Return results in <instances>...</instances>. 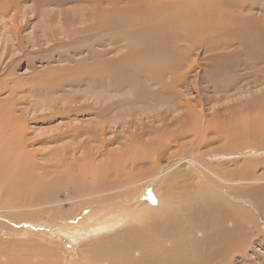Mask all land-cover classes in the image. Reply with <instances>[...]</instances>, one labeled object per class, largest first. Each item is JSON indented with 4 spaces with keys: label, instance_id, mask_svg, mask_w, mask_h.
<instances>
[{
    "label": "bare ground",
    "instance_id": "6f19581e",
    "mask_svg": "<svg viewBox=\"0 0 264 264\" xmlns=\"http://www.w3.org/2000/svg\"><path fill=\"white\" fill-rule=\"evenodd\" d=\"M38 1L41 4H37L38 8L34 10L35 17L42 7L43 9L46 7L45 5L54 4L58 7L53 20L55 25H52L53 21H48L49 28H40L41 34L36 35L38 31H34L33 34L36 32L34 36L28 34L22 35L24 39L19 38L21 30L29 25L30 17H28L24 23L12 26V38H8L10 44L15 43L21 47L25 43H28V46L40 45L36 52L40 53L42 50L52 52L58 56V60H68L75 64L68 69L67 67L57 69L54 71L55 74L47 71L40 77L41 80L36 86L28 88L34 95L45 97L46 100L40 103L47 104L46 108L50 109L42 118L38 116L41 114H38L34 119L54 121L58 118L71 119L73 116L89 113L94 114L99 120H106L107 117L122 118L145 108L164 106L163 104L175 103L178 107L176 99L180 93L177 87L182 84L189 86L188 74L195 66L202 65L199 62L201 56H207V60L221 58L226 63L223 65L221 63L217 66L216 72L213 71L214 74L206 78L210 84L207 87L213 88L214 92L227 91L236 84L242 74L252 73L256 68L261 70L264 68V0ZM68 1L83 3L81 13L77 16L78 21H74V17L72 20L65 18L62 7L58 6H64ZM18 2L20 1L0 0V18L1 15L17 7ZM75 23L81 26H76ZM59 35H65L68 39H59ZM41 41L45 43L53 41V43L42 49ZM20 42L24 44L20 45ZM66 45H74L71 52L60 51V47ZM96 46L104 48L100 49ZM119 47L125 48L124 53L114 58L107 56ZM24 57V54L16 56L6 66L8 81L6 79L5 83L10 94L6 99H0V192L5 194L1 199L8 202L4 205L0 201V209L33 207L31 211L33 216L47 213L55 208L62 209L63 201L59 196L61 193L69 192L66 200L82 198L79 206L88 205L90 211L87 216L92 215L90 218L93 220V217L96 218V214L100 212L111 213L109 210L118 207V202L125 204L122 198H118L119 193L108 194L110 190L130 184L139 185L134 191L138 192L135 196L140 195L129 203L130 208L125 209L130 211L144 206V208H156L154 214L161 218L165 227L163 229L161 227L157 233L144 232L141 228V231L136 229L123 231L120 236L116 238L114 236L110 241L108 239V242L106 240V246L97 247L87 255V261L83 264H231L233 254L242 249L240 247L244 244L241 246L240 243H244L247 238L244 226L250 230L253 226L249 225L248 221L257 223L259 219H264V188H251L249 192L247 188L241 186L243 180L252 178L250 173L234 177L236 171L220 170L222 181H219L204 173V169L201 176L198 175L197 183L189 182L190 178H188V182L182 181L183 184H177L183 176L180 171H186L185 176L190 175V172L196 175L194 171L199 170V166L211 163L207 160L210 155L224 153L220 151L221 149L210 152L201 151L195 148V145L189 146L194 141L185 145L174 144L175 147L172 144V139L178 143L190 133L196 136L200 134L202 127L198 124L199 118L203 117L202 114L189 102L185 105L181 104L182 107L188 108V112H185L183 117L189 121L183 122L180 118H176L175 121L178 119L176 123L179 122L180 127L172 134L169 132L171 135L168 134L169 138L166 137L165 141V137L164 139L161 137L160 140L163 141L158 140L159 143L141 144L135 140L126 152L115 157V162L112 161L113 166L104 169L97 167L91 157H86L77 165L84 180L80 176L55 181L47 180L34 172L38 161L35 160L36 154L28 150L31 142L26 138V124L23 123V119H17L13 114L16 86L7 85L11 79V70ZM50 57L48 55L45 59L52 61ZM240 71L244 72L240 74ZM2 85H0V93L5 84ZM190 87L189 90L193 88L198 93L204 90L200 89L197 83L190 84ZM81 101L85 103L80 104ZM262 105L264 107V103ZM237 111L232 112L233 116L231 115L230 119L216 114L212 122L207 120V124L202 129V132L205 131L201 139L203 144L207 141L206 129L224 139L250 138L247 139L250 145L245 149H257L259 144L264 143V130L260 132L264 123L263 119L261 120L264 113L255 112L254 108L249 109V119L244 123L241 119L244 116H242L243 112L235 113ZM95 126L93 129L91 126L73 127L72 123H69L66 124L65 130L60 128L59 133L54 132L51 136L42 139L34 138V142L55 141L62 139L63 136L74 140L86 131L96 133ZM260 133L262 138L255 140ZM160 144H163L167 154L166 163H163L158 155ZM189 147L192 149L188 152ZM227 149L226 154L238 147L232 146ZM57 154L60 155V163L65 161L64 154L58 151ZM146 163H150L151 166L140 170ZM71 164L63 165L72 170ZM175 165L185 169L178 170ZM87 173L91 175V181H88ZM112 173L117 177L115 180H110ZM248 175L251 177L246 178ZM229 180L235 182H228ZM179 186L180 193L177 189V192L175 191ZM11 192L14 195L5 198ZM132 192L129 188L128 194ZM150 192H153V196L159 197L160 205L143 201L146 195L147 197L151 195ZM21 200L24 202H20ZM249 208L257 211L258 218L251 217L247 210ZM243 210H246L245 214ZM0 214L4 218H7L5 215L20 219L27 216L23 213V217H20V213L17 212L15 215L6 212ZM50 216L53 221L65 223L69 219L76 218L77 214L71 211L69 214ZM114 218L111 217L110 221L112 219L113 221H107L105 224L112 227L116 221ZM233 221L239 225L235 226ZM245 221L247 222L244 223ZM179 222H183L182 229L177 227L180 226ZM228 223H232L234 227L227 226ZM131 232L134 233V239H128ZM97 246H100V243ZM13 254L4 255V251L0 253L6 260L19 263L21 260L18 259L19 255ZM6 255L10 257L7 258ZM29 261L35 264L34 259ZM0 264L4 263L0 261Z\"/></svg>",
    "mask_w": 264,
    "mask_h": 264
},
{
    "label": "rangeland",
    "instance_id": "374dc122",
    "mask_svg": "<svg viewBox=\"0 0 264 264\" xmlns=\"http://www.w3.org/2000/svg\"><path fill=\"white\" fill-rule=\"evenodd\" d=\"M19 1L20 2L17 3V7L14 8L15 10L12 9L8 13H6L7 15H1L0 18V85L5 84L3 87L4 89L0 93V99H6L10 94V91L5 83L6 79L8 81V78L6 76L7 73L5 71L6 66L11 63L13 61V58H15L16 56H21L22 54H24L25 57L21 61H18L16 67L11 70V79L7 85L10 87L14 85L16 86V100H14L15 110L13 114L17 119H23V123L26 124V138L31 142L28 146V150L34 153V155L36 154L35 160L38 161L35 165L36 168H34V172L42 178L44 177L47 180L55 181L57 179H71L72 177L80 176L82 177V180H84L85 178L79 173L77 165L81 163L86 157H91L97 167H101L104 169L107 168V166H113L112 161H114L115 157L123 152H126L130 148L132 142H134L135 140H137L138 143L140 142L141 144H144L150 142H158L161 137L163 139L165 137V141L166 137L179 129L180 124L179 122L176 123L179 118L183 122L189 121L183 117V114L185 112H188V108L186 109V107L182 106L187 102H189L192 107L197 110V112L202 114L203 117L199 118L198 124L201 125L202 129L208 121H213L214 115L216 114L220 115L221 117L227 116V118L230 119L232 118L230 116H233L232 112L240 109V111H237L235 113L243 112L242 116L244 115V118L242 117L241 119H243L244 123H246L247 119H249L248 117L250 116L248 115L249 109L254 108V110H256L255 112L264 113V107H262V104L264 103V68L263 70H261L260 68L253 69L252 73L247 72L244 75L242 74V72L244 71H240V74H242L243 77L241 75L239 78V80H241H238L231 89L227 91L214 92L213 88L209 89V87H207L210 85L207 82V79L212 75V73L214 74V72H216V70L218 69L217 66H219L221 63V65L226 63L225 61L221 60V58H208L207 60V56H201L199 62L202 63V65L200 67L195 66V69L193 68V70L189 72L188 81L192 85L197 83V85L201 87L200 89L204 90L201 91L202 93H198L193 88L192 90L188 89L190 87V84L189 86L186 84L179 85L180 87L178 86L177 89L180 93V96L176 99L178 107L175 106V103H170L169 105L163 104L164 106L161 105L162 107L152 106L153 108L149 107L145 108L142 111H138V113L134 112L133 115H127L126 117L123 116L122 118L119 117L120 120L119 118L114 117H107L106 120H99V118H97L94 114L89 113H85L83 115L75 117L73 116V118L71 119L58 118L54 121H47L46 119H34V117L38 114H41L38 116H41L42 118L43 114L49 112L50 109L46 108L47 104L44 103L45 105H43V103H40L46 100L44 99L45 97L34 95V93L30 92L28 88L31 86H36L39 83V80H41L40 77L42 75H45L47 71H49L48 73L52 72L55 74V70L65 69L66 67L67 69L68 67L71 68L75 63H70L68 60H58V56L52 52H46L44 50H42L40 53L36 52L40 45L28 46L29 44L25 43L26 41L24 40L22 41L25 44L23 42H20V45H25H22V47L18 46V44L15 43L14 45L10 44L9 39L12 38L11 28L14 24H22V22L24 23L26 18L30 17L29 25L27 26V28L21 30V36H19V38L22 37L24 39V36L22 35L28 34L34 36L37 31L38 32L36 33V35L41 34L42 31H39V29H48V21L50 22L55 19V15L58 10V7H56V5L54 4L45 5L46 7L44 9L42 7L40 11H38V15L35 17L34 10L35 8H38L37 4H41L40 1ZM66 4L64 6L58 5L60 6V8L62 7L65 18H71L72 20V17H74V21H78L77 16L81 13L83 3L81 1H68ZM255 12H257V10H255ZM77 24L78 23H75L76 26H81L80 24ZM52 25H55L54 21L52 22ZM34 31L36 32L33 34ZM58 38L68 39L67 36L65 37V35H59ZM5 39H8V41ZM40 43L42 44V49H44V47L47 48L49 45H51L53 41H47L46 43L44 41H41ZM73 46L66 45L64 47H60V51L69 53L71 52V48ZM96 48L101 49L104 47L96 46ZM124 51V47H119L118 49H115L108 53L107 56L111 58L118 57L120 54L124 53ZM48 55L51 56L50 58L53 59L52 61H47V59H45ZM208 62L210 64H208ZM216 63H218V65ZM259 66H262V64H259ZM256 102L258 104H256ZM83 103H85V101L80 102V104ZM176 118L178 119L175 121ZM261 120L264 121V115L262 116ZM102 121L103 123H101ZM69 123H72L73 127L80 126L82 128H85L91 126L92 129L94 128V125H96L94 129L96 130V133L95 131H86L84 133H81L74 140L70 137L63 136L62 139H55V141L51 140L49 142H34L35 139H42L46 136H51V134H54V132L59 133L60 128L65 130L66 124ZM202 129L200 130V134H198L197 136L190 133L189 135L181 138L178 143L174 142L172 139V144L185 145L190 143L191 141H194L193 144H190L189 146L195 145V148L201 149V151L203 150L210 152H213L212 150L221 149L220 151H223L224 153L210 155L207 160L211 163L205 166L198 165L200 167L199 170L196 169L194 171L196 172V175L190 172L193 177L190 173V175H184L186 171L183 172V169H185V167L178 168V165H175L177 167L176 169L183 170L180 172L183 173L182 175L185 177L184 178L181 175L182 179L178 181V185L183 184V182L185 183L186 181L188 182V178H190L189 182L197 183V177L198 175L201 176L202 170L204 169V173L211 177L217 178L219 181H222V178L220 177V170H225L228 172L236 171V173H234V177L237 175H242L244 173H250L252 178L243 180V184H241V186H243L245 189L247 188L249 192L251 188H264V143L259 144L257 146V149H245L246 146L250 145V142L247 140L250 138L246 139L240 137L234 140L232 138L230 139L226 137L224 139L214 132L206 129V131H208L207 141L203 144L201 139H203L202 133L205 131L202 132ZM262 130H264V123H262L260 131L261 133ZM261 133L256 136L255 140L262 138ZM163 139H161L160 141H163ZM235 144L238 146H236ZM160 146L158 155L162 158L161 161L163 163H166L165 158L167 154L164 151L163 144H160ZM232 146L238 147V149H235L236 151L234 150L226 154V152L228 151L227 148H232ZM190 149L192 148L189 147L188 152L190 151ZM57 151L58 153L64 154V158L66 157L65 161H63L62 163H60V155L57 154ZM50 159L51 161H49ZM76 161L79 162L76 163ZM64 163H72V170H69L65 165H63ZM73 164L75 165V167ZM31 166H33V163L31 164ZM150 166V163H146L141 166L140 170L148 169ZM102 171L100 172L103 173ZM87 175L88 178H86L88 179V181H91V175H89L88 173ZM251 176L248 175L246 176V178H249ZM124 177L122 176V178ZM256 177H258V179ZM116 178L117 177H115V175H113L112 173L110 180H115ZM228 182L235 181L229 180ZM136 186L139 187V185L130 184L129 186L125 185L119 188L115 187L110 190L108 194L119 193L118 198H122L125 201V204L122 202H118V207L109 210L111 213L107 211L100 212L96 214V218L93 217V220L90 218L92 215L90 217L87 216L90 211V207L88 205H84L82 207L79 206V203L81 202V200H83L82 198L79 199L77 197L66 200V196H68L69 192L61 193V195L59 196L63 201L62 209L55 208L53 211L51 210L47 213L45 212L42 214H35L33 216L31 215L33 207H17L18 209L7 207L3 210L0 209L2 211H0V213L6 212L15 215V212H17L20 213V217H23V213H26L27 215L25 218L20 219L12 218L7 215H5V217L7 218H4L2 217V214H0V223L2 225H0V253H2L3 251L4 255L5 253L12 255H14L13 253H17L15 255H19L18 259L20 258L21 260H24H20L21 264H32L29 261L30 259H34L35 264H83L85 263V261H87V255L91 254L92 251H94L97 247H101L103 245L106 246V240L108 242V239L110 241V239L114 238V236L115 238L120 236L121 232L123 231H126L128 229H132V231L135 229L141 231L142 229V231L144 232L149 231L157 233V230L159 231L161 227L163 229L165 226L160 220L161 218H158L156 216L157 214H154L156 208H144L145 206L139 207V209L130 210L133 212V214L129 210L125 209L127 207L130 208L129 203L134 201L135 197L137 198L140 195L139 194L135 196L136 193H138L137 191H134V188ZM129 188L130 191H133L131 193L132 196L131 194H128ZM117 189H119V191ZM176 189L178 190V193H180L181 187L179 186L175 188V191L177 192ZM113 190L116 191L114 192ZM12 193L13 192L8 193L5 198H9L10 195H14ZM152 194L153 192L148 197L146 195L143 201H146L153 205L155 204L156 206L160 205L161 200L159 199V197L153 196ZM3 195L5 194H3V192H0V201L5 205L8 202L1 199ZM20 202L24 201L21 200ZM247 206L250 207L249 205ZM60 210L62 211L60 212ZM70 210L74 211L75 215L77 214V217L73 218V220L69 219L65 221V223L51 220V214H69V212H71ZM247 210L250 212L252 218H258V213L255 209L249 208ZM79 211L81 212L79 213ZM243 213L245 214L246 210H243ZM111 217H115L114 219H116V221L112 227H108L105 222L110 221ZM238 218L240 219V216ZM259 220L260 223H253L251 221H248L249 225L253 226L252 228H250L252 232L248 230L249 228H246L244 226L245 234L247 232L246 237L248 239L246 238L247 240L245 239L244 243H240L241 246L244 244V247H240L242 249L233 254L234 256H232L231 258V264H264V222H261L262 220L264 221V219ZM111 221H113V219ZM233 222L235 223V226L236 224H238L235 221ZM246 222L247 221H245L244 223ZM179 223L180 226L177 227H181L182 229L181 223L183 222ZM240 223H242V221H240ZM175 224L178 225L177 223ZM234 225L232 223H228L227 226L234 227ZM70 226L76 227L71 228ZM129 236L130 237L128 239H134L133 232H131ZM99 243L100 246H97L99 245ZM7 251L10 253H8ZM6 257L9 258L10 256L6 255ZM0 261L4 264H20V262L15 263L8 261L1 255Z\"/></svg>",
    "mask_w": 264,
    "mask_h": 264
}]
</instances>
